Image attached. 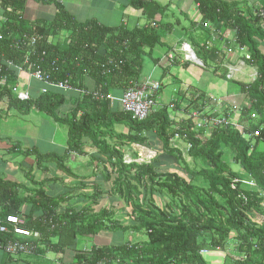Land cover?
Segmentation results:
<instances>
[{"label": "trees", "instance_id": "trees-1", "mask_svg": "<svg viewBox=\"0 0 264 264\" xmlns=\"http://www.w3.org/2000/svg\"><path fill=\"white\" fill-rule=\"evenodd\" d=\"M127 2L145 16L146 26L111 27L95 20L78 22L58 4L52 21L32 22L24 18L26 0H0V80L7 78L6 85L0 83V101H8L15 109H25V113L37 107L56 120H61L57 110L66 102V98L53 92L25 103L14 99L10 88L16 86V76L4 65L8 62L26 68L24 62L28 60L48 70L55 63L59 72L53 80L66 81L80 92L88 93L83 85L84 76L93 78L96 89L75 98L76 102H87L92 107L108 106L110 102L96 100L94 93L107 96L109 89L125 92L130 84L140 83L146 58L157 47L164 46L163 35L172 34L178 24L164 22L166 8L158 2ZM193 2L198 6L201 21L191 28L204 32L207 40L211 34L220 33L223 39L231 32L234 45L250 57L245 60L243 56V61L256 71L252 83L231 81L249 102L250 108H242L237 121L242 132L232 127L214 128L212 139L204 141L197 132L203 130L195 131L192 120L175 126L168 108L156 110L142 122L123 112L96 118L85 113L78 119L73 113L70 120H61L69 129L70 151L83 155V141H91L106 157V161L98 163L103 169L96 168L84 177L71 176L88 180L89 185L82 181L71 188L70 194L57 198L49 197L41 188L31 191L34 197L29 211L22 209L29 201L23 196L25 192L21 193L26 188L0 176V220L19 217L24 228L36 237L34 244L38 246L33 255H20L17 260L28 257L43 260L51 252L57 256L56 262H62L64 255L70 254L72 264H207L202 251H216L232 255L223 264H264V17L260 14L264 12V0L254 7L223 0ZM205 24L210 28H204ZM211 51L209 59L215 60L216 50ZM109 62L112 66L107 73L103 67ZM204 102L205 99L195 106L190 104L188 109H201ZM175 105L176 101L171 104L172 110ZM114 125L128 129L127 135L116 136L123 141L122 150L106 140L111 137ZM255 133L259 137H254ZM148 135H154L156 141ZM175 135L190 143L187 156L172 147ZM133 145L153 148L156 156L150 162L139 163L133 157L131 163H126L125 157ZM228 152L233 155L232 163L227 161ZM161 155L168 164L158 160ZM234 166L239 170H234ZM25 175L31 185L37 186L31 172ZM67 175H71L70 171ZM98 176L102 181H97ZM251 182L253 185L249 186ZM106 184L110 186V196L104 190ZM140 187L144 188L143 194ZM162 196L168 198L164 205L157 201ZM104 198L128 204L137 226H122L112 210L101 206ZM80 201L86 204L81 208L73 206ZM64 203L67 206L61 211ZM128 231L142 235L143 242L93 245L90 250L78 248L80 238ZM10 239L18 237L0 233V247Z\"/></svg>", "mask_w": 264, "mask_h": 264}, {"label": "crops", "instance_id": "crops-1", "mask_svg": "<svg viewBox=\"0 0 264 264\" xmlns=\"http://www.w3.org/2000/svg\"><path fill=\"white\" fill-rule=\"evenodd\" d=\"M151 1L165 6V23H177L178 25L174 27L172 34L163 35L164 46L157 47L152 52L151 57L146 58L144 63L147 70L140 80L154 78L164 88L163 80L169 77L173 78L175 82L180 84L178 92L182 101L186 104L185 107H182L181 103L173 99L169 100L167 97L164 98L163 94L159 93L156 98L159 108L156 110L168 108L167 110L169 111L171 104L176 101L175 108L173 110L171 109L175 112L174 116L172 115L171 117V121L175 126L187 124V121H189L188 114L193 110V107L189 110L188 106L190 104L195 106L204 99H215L225 105L227 104L229 110L236 114L239 107L243 108L247 103L238 85L231 83L229 86L232 92L226 87L225 93L219 98H215L214 95L209 93L216 88V82L223 81L220 77L224 74L226 75L227 70L222 67L224 62H228L227 65L229 64L230 66L238 68L240 74L237 77L239 78L242 73L248 74L249 71H252V68L246 65V63L242 64L243 56L240 55L237 46L233 43L234 35L231 32H227L223 39H221L220 33L216 35L211 34L210 40H207L205 37L204 47L206 49L205 53H203L204 61L197 56V51L185 41L186 38H190V36L192 37L196 34H203L205 36L201 30L198 29L197 31L191 28L193 24L195 26L200 25L201 16L198 12L197 4L193 0ZM223 1L228 3L245 2L254 7V5H260L262 0ZM55 4L61 5L78 22L95 20L103 26H123L131 28L137 25L146 26L148 23L145 16H142L139 11H135L128 6L127 0H26L24 18L32 22L38 20L52 21L57 13ZM178 17H183L185 23H181ZM177 34L179 37H177ZM182 43H186L195 52L196 58L202 63H205L207 69H203L195 63L188 62L185 54L182 52L175 53L176 58L174 64H169L166 61L167 56L173 49L179 50ZM209 44L211 46L210 49L207 48ZM211 50H216L217 55L215 60L209 59ZM157 60H160L159 63ZM191 74L192 76H190ZM186 75L189 76L186 77ZM187 81H190L191 84H188ZM16 84H19L22 91H25L26 84H28L26 75H16ZM83 85L88 92H93L96 89L94 79L89 76H84ZM53 93H58L57 95H62L66 98V102L57 110V116L61 120L65 118H69L70 120L73 113H75L78 119L85 113L96 118L120 114L122 112L121 105L116 100H109L108 106L92 107L87 102H76L75 98L78 97L74 94L66 95L56 91ZM123 93V90L113 88L108 91V94L115 99H119ZM32 97L33 101H36L39 96L37 92H34ZM240 100L242 103L238 104ZM25 111V109L19 110L10 107L8 101H0V176L5 181L17 183L26 188L21 193L25 192L23 196L28 198L29 201L23 205L22 209L29 211L31 210L30 200L34 197V193L31 191L41 188L51 198H57L63 194H70L72 192L71 188L79 185L82 181L86 185H89L88 180L74 179L71 176L84 177L92 174L96 168H101L102 170L103 165L101 164L99 166L98 163L100 160L106 161V157L87 139L83 141V155L70 151L68 143L69 129L67 124L61 120L53 119L34 106L27 113ZM127 134L128 129L125 126L114 125L112 127L111 137L106 138V140L111 146L113 145L118 150H122L123 141L118 140L116 136ZM150 136L154 137V135H148L147 137L150 139ZM150 140L155 142L156 137ZM55 158L57 161H55ZM67 171H70L71 175H67ZM28 172H31V176H33L37 186L31 185L29 180H27L25 174ZM30 232L32 233V231ZM33 240H36V237ZM97 246L104 247L99 244ZM219 253L224 254L222 252ZM5 255L0 249V264L73 263L70 254L64 255L62 262H56L58 260L57 256L51 252L47 253L44 256L45 258L43 257V260H39L40 257H28V259L17 260L6 257ZM218 257L220 264H223V256L222 258L221 256Z\"/></svg>", "mask_w": 264, "mask_h": 264}, {"label": "built area", "instance_id": "built-area-1", "mask_svg": "<svg viewBox=\"0 0 264 264\" xmlns=\"http://www.w3.org/2000/svg\"><path fill=\"white\" fill-rule=\"evenodd\" d=\"M260 14L262 17H264L263 11H261ZM204 28H210V25L205 24ZM35 42L36 39H33L32 44H35ZM179 50L173 49V51L167 56L166 61L169 64H174L176 58L175 53L182 52L185 54V58L188 62L195 63L201 68L207 69V67H205L204 64L196 58L195 52L186 43H182L180 45ZM239 50L244 51L242 48H239ZM42 56H45V53H42ZM249 59L250 57L246 55L245 60ZM242 64H245V62L243 61ZM4 65L8 67L10 72L13 73L15 76L19 74H25L27 77L28 84H26L25 91H22L19 84H16V86L10 88L12 97L22 103L31 101L33 98L32 94L34 92H37V94L40 95L56 91L62 92L66 95L77 94L76 97L83 96L84 94L87 95L89 93L80 92L79 90L73 89L66 81H54L53 76L57 75L59 72L58 66L55 63L51 64V66L49 67L50 70L43 69L35 63H30L28 60L24 62V66L26 68L16 66L11 62L4 63ZM111 66L112 63L109 62V64L104 65L103 69H106L107 71V68ZM222 67L227 70V79L231 81H236V77L240 74L238 68L235 66H230L229 64L227 65V63L225 62L224 64H222ZM256 76V71H254L252 77L253 81L256 79ZM6 80L7 78L3 77L0 80V83L2 85H6ZM130 85L131 87L127 89L119 99H115L110 95H101L99 93H94L93 98H95L96 100H116L120 103L122 112L130 115L134 121H145L157 109L158 105L156 98L159 95L162 86L159 82H156L152 78H146L143 81L140 80V83L138 84L132 83ZM246 101L247 103L244 105L243 108H250L248 100ZM206 102L209 103V106ZM203 104L205 105L201 109H193L188 114V117L190 120H192L193 126L195 128H197L198 130H203L205 128L214 129L232 127L235 130L242 132L243 128L237 123L238 120L233 118V112H231L224 103L216 101L215 99H205V102L202 103V105ZM202 105H200L199 108ZM206 108L211 109L207 110ZM252 118H255V116L252 115ZM254 137H259V134L255 133ZM180 142L184 143L186 146L181 148ZM171 144L173 148L184 153V156H187L189 150L191 149L190 143L181 139L179 135H175V138L171 140ZM153 154L156 155V153L154 152ZM129 156L130 155H127L125 157L126 163H131L133 161V157L130 156L131 158L129 159ZM148 158L149 161L153 159V157L151 156H149ZM252 185L253 183L251 182V186ZM54 227L55 225L51 223V229H54ZM0 233L4 235H12L14 237H18V239L8 240L6 243H4L3 246L0 247L1 251L8 256L18 257L20 255H33L38 249V246L34 244V236L28 229L24 228V221L17 216H8L6 222L0 220ZM206 253L207 251H202L203 255Z\"/></svg>", "mask_w": 264, "mask_h": 264}, {"label": "rangeland", "instance_id": "rangeland-1", "mask_svg": "<svg viewBox=\"0 0 264 264\" xmlns=\"http://www.w3.org/2000/svg\"><path fill=\"white\" fill-rule=\"evenodd\" d=\"M180 18L181 20V23H185L183 17H178ZM178 35V34H177ZM179 37V35L177 36ZM191 47H193V49H195V51H197V55L199 58H204L203 57V53H205V50H202L204 49V45H205V36L203 34H196L195 36H190V38H186L185 40ZM210 44L207 45V48L210 49ZM206 49V48H205ZM237 50L239 51L240 55L241 56H245V51H240L239 48L237 47ZM228 63V62H227ZM222 69V68H220ZM146 68H143L142 70V74H141V78L143 77V75L146 73ZM223 70V69H222ZM182 71V70H181ZM224 71V70H223ZM254 69H252V71H249L248 74H244L242 73L240 75V78L239 77H236L235 80L237 81H240V82H243L245 84H249V83H252L253 79V74H254ZM185 75V74H184ZM189 76V75H188ZM186 75V77H188ZM192 76V74L190 75ZM224 79H222L223 81H218L216 82L215 84H217L216 88L211 90V95H214L215 98H219L221 96H223V94L225 93V88L227 87L231 92H232V89L230 88V84H234V85H237L235 84L234 82H231V80L227 79L226 75L224 74ZM185 77V78H186ZM255 78V77H254ZM154 80V78H153ZM160 83V82H159ZM188 84H191L190 81H187ZM161 84V83H160ZM163 84H164V88L162 87L160 93L163 94L164 98L167 97V99L171 100H176L177 102L181 103V106L182 107H185L186 104L185 102L182 101L180 95H179V92H178V88L180 86V84L178 82H175V80L173 78H165L163 80ZM239 87V86H238ZM77 96V94H75ZM244 97H246L244 94H242ZM157 101V99H156ZM239 103H242V101L240 100L238 102ZM226 107L229 108V106L226 104ZM157 108H159V106H157ZM207 110H210L211 108H206ZM238 112L236 114L233 113V118L235 119H239L240 118V112H241V107H239V109L237 110ZM174 111H172L171 109H169L168 111V115L170 117H172V115L174 116ZM198 129L195 128V131H197ZM199 132V136L204 140V141H208V139H212V129L211 128H205L203 129V132H200V131H197ZM152 139L154 138L155 139V136L152 137L150 136ZM184 146H186L184 143L180 142V147L183 148ZM157 148V146H156ZM151 150L147 151V148L146 149H142L141 147H137V146H133L132 147V150L130 152H127L130 156L134 157L139 163H142V162H150L148 159L149 156L151 157H154L156 155H149L150 152H154V153H157V151H155V149L153 148H150ZM140 154V155H139ZM229 152L227 153V161L229 162H233V155L232 154H229ZM146 155H149V156H146ZM129 156V159L131 158ZM159 161L162 162V164L166 165L168 164V162L166 161V159L164 158L163 155L159 156L158 157ZM189 162V164L192 163V161L190 159L187 160ZM192 167H194L193 164H191ZM234 170L237 171L238 167H233ZM182 176H184L182 173H181ZM97 181L100 182L102 181L101 180V177H97ZM249 186H251V183H248ZM70 189V188H69ZM104 190L107 191V194H109V190H110V186L108 184L105 185V188ZM140 192L141 194L144 193V188L143 187H140ZM54 191V189H53ZM66 192V191H65ZM77 192V191H76ZM75 192V193H76ZM87 193H90L89 191H86ZM68 193V192H67ZM107 196V195H106ZM110 196V194H109ZM108 197V196H107ZM139 201L142 202V197H139L138 198ZM159 202L160 205H164L167 203L168 201V198H165V197H161V199H158L157 200ZM140 202V203H141ZM86 203L85 202H77L75 205L73 206H78L79 208H81L82 206H84ZM104 205L105 207L109 208L110 210H112V212L114 213V216H115V220H117L118 222H120L122 224V226H137V223L136 221L134 220V216L132 214V209L131 207L126 204L123 200L122 201H117L116 198H109V199H106L104 198V200L102 201V204L101 206ZM67 206V204H63L62 205V208H61V211H64V208ZM99 209V208H98ZM102 235L101 236H96L97 238H89V239H84V238H80V240L78 241V248L79 249H83V250H90L93 245L97 246V244L101 245V246H111V245H114V244H117V245H121V244H124V243H142L143 242V239L144 237L142 235H138V234H135L131 231H128L127 233L125 234H122L120 232H116V233H110V232H106V233H101ZM6 257H9V258H13V259H17L19 258L18 257H11V256H8V255H5ZM23 256V255H22ZM218 256H223V259L225 260V258L227 257L226 260H228L230 258V254H221L219 252H207L206 254H204V258L205 260L207 261L208 264H220V260H219V257ZM235 256V255H234ZM234 259H236L234 257ZM231 260V258H230ZM68 264V263H67Z\"/></svg>", "mask_w": 264, "mask_h": 264}, {"label": "bare ground", "instance_id": "bare-ground-1", "mask_svg": "<svg viewBox=\"0 0 264 264\" xmlns=\"http://www.w3.org/2000/svg\"><path fill=\"white\" fill-rule=\"evenodd\" d=\"M138 147H139V146H138ZM141 148H142V149H146V148H143V147H141ZM147 151H148V150H147ZM148 152H149V151H148ZM150 154H151V155H154L153 152H150Z\"/></svg>", "mask_w": 264, "mask_h": 264}, {"label": "clouds", "instance_id": "clouds-1", "mask_svg": "<svg viewBox=\"0 0 264 264\" xmlns=\"http://www.w3.org/2000/svg\"><path fill=\"white\" fill-rule=\"evenodd\" d=\"M171 107V106H170ZM173 107H171V109H172ZM138 146V145H137Z\"/></svg>", "mask_w": 264, "mask_h": 264}]
</instances>
